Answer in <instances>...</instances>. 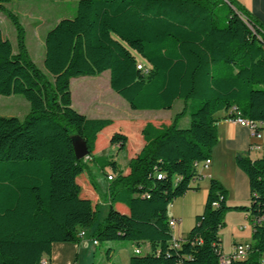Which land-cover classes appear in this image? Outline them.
<instances>
[{
	"label": "trees",
	"instance_id": "obj_1",
	"mask_svg": "<svg viewBox=\"0 0 264 264\" xmlns=\"http://www.w3.org/2000/svg\"><path fill=\"white\" fill-rule=\"evenodd\" d=\"M10 1L0 0V13L15 31V47L0 33V95L22 96L29 112L22 120L0 116V264H49L52 244L79 243L78 233L95 223L96 207L73 182L88 171L75 157V135L98 171L109 167L115 174L93 240L149 243L150 252L135 254L128 264H220L223 218L243 212L252 225L248 256L227 264H260L264 224L256 220L264 217V156L235 158L248 178V206L228 207L226 191L210 180L203 212L178 249L170 245L167 207L199 178L196 164L216 143L215 114L235 108L264 128V26L235 0H78L74 18L46 32L40 69L28 54L23 27L4 8ZM105 71L110 88L132 110L167 111L182 102L169 123L145 124L144 145L128 161L126 175L93 155L97 134L111 120L89 119L71 106L70 79ZM186 116V142L198 155L159 154L162 141L181 135ZM126 142L114 133L109 144L123 150Z\"/></svg>",
	"mask_w": 264,
	"mask_h": 264
},
{
	"label": "crops",
	"instance_id": "obj_2",
	"mask_svg": "<svg viewBox=\"0 0 264 264\" xmlns=\"http://www.w3.org/2000/svg\"><path fill=\"white\" fill-rule=\"evenodd\" d=\"M235 1L264 26V0ZM41 64L43 65V58ZM100 76L90 79L86 77L70 79L71 106L89 119L111 120V124L97 134L93 155L104 156L113 161L118 171L126 175L129 172L128 161L134 158L144 145L141 130L145 124L147 122L154 125L167 124L174 115L161 118L160 111L132 110L117 94L113 95L106 86V79L102 80ZM73 81L77 87L76 95L71 88ZM226 116L225 111L214 115L217 119L216 143L210 148L209 165L207 167L198 165L196 173L199 178L191 182V189L167 207V219L178 221V224L171 229L172 237L176 240H183L186 237L194 226L196 216L203 212L210 180L217 181L224 188L228 207L249 205L248 178L236 166L235 158L243 156L254 160L264 156V128H259V137H252L248 129L228 121ZM179 130L182 132L180 136L174 135L160 143L159 154L197 156L198 148L186 142L189 137V116L180 121ZM114 133L126 137L127 142L123 150H119L117 145L109 144ZM180 138L182 140H179ZM98 140L103 141L102 148L97 147ZM252 145H261L262 148L260 151L251 150ZM86 165L88 171L75 177L73 182L80 190L79 195L89 199L96 207L95 222H97L98 216L102 220L105 218L110 204L107 175L114 177L115 174H112L109 167L98 171L93 163ZM99 207H103L100 214ZM113 207L121 214H128V208L124 204L115 203ZM246 216V213L236 211H228L225 214V228L218 232L223 255L230 254L232 246L236 243L251 242L252 230ZM96 224L94 223L91 229H94ZM91 229L84 230V236L79 243L52 244L49 264H128L129 259L135 255V249L138 248L140 254H147L151 250L147 242L97 241L94 244L90 237ZM244 230H248L246 235L241 232ZM224 232L227 233L226 238L222 235Z\"/></svg>",
	"mask_w": 264,
	"mask_h": 264
},
{
	"label": "rangeland",
	"instance_id": "obj_3",
	"mask_svg": "<svg viewBox=\"0 0 264 264\" xmlns=\"http://www.w3.org/2000/svg\"><path fill=\"white\" fill-rule=\"evenodd\" d=\"M76 4L77 1L75 0H11L9 3L4 5L5 9L9 10L13 15L17 17L19 23L23 27L25 31L26 49L28 51L30 58L38 68L43 69L41 61L44 53V47H43L44 34L49 29H51L59 20L74 18L76 13ZM0 33L2 34L3 37L7 38L11 42L13 47H15V31L13 25L8 20V18H6V16L2 13H0ZM138 64L144 66V63L141 60H138ZM108 75H109L108 71L103 72L100 76V79L102 80L106 79V86L113 93V95H116V93L112 89H110L109 79H107ZM85 77L88 79L94 78L89 76H85ZM71 85H72L71 86L72 92L73 94L76 95L77 87L75 81H73ZM87 89H89V87H87ZM123 101L128 105V103L125 100ZM181 109H182V102L176 101L173 104L171 110L160 111L161 113L160 117L164 118V117H168L169 115H175L176 113L180 112ZM28 112H29V105L22 96L0 95V116L15 117L18 118L19 120H22L23 117ZM96 145L98 148H102L103 141L101 140H98V142L96 141ZM102 209L103 207H99V214L100 212H102ZM97 222L99 223L102 222V219H100L99 216ZM97 222H95V224ZM224 228H225V219L223 218V227L220 230ZM247 231L248 230H244L241 232L244 235H246ZM222 235L224 238L227 237L226 232H224Z\"/></svg>",
	"mask_w": 264,
	"mask_h": 264
},
{
	"label": "built area",
	"instance_id": "obj_4",
	"mask_svg": "<svg viewBox=\"0 0 264 264\" xmlns=\"http://www.w3.org/2000/svg\"><path fill=\"white\" fill-rule=\"evenodd\" d=\"M137 68L141 71H144V72L146 71L145 67L141 64H138ZM226 119L232 123H235L239 126H242V127H245L246 129H248V131L252 137H259L258 130H259V128L263 127L261 125V123H259V122H253V121H250L248 119L242 118L240 116L239 112H237L235 108H233L229 113H227ZM250 148H251V150L260 151L262 147H261V145H252ZM83 161L86 164L92 163V159L89 155L85 156L83 158ZM209 163H210L209 158L200 162V164L203 167H207L209 165ZM200 164L197 163L196 167ZM155 176L157 179H160L162 177V174L156 173ZM111 178H112L111 175L107 176V180H111ZM214 205H216V204H214ZM256 223H258V224L263 223L264 224V217L258 218V220H256ZM177 224H178V221L176 219H168V226L170 227V229H172ZM250 226L252 228L251 224H250ZM83 236H84V231H80L78 233L79 239H82ZM180 242H181V240H176L172 237L170 245H171V247L178 249L180 246ZM93 243L96 244L97 241L93 240ZM249 248H250V243H236L232 246V250H231L230 254L223 255L222 251L219 250V251H217V253L219 255V263L220 264H227L231 260H233V261L245 260L248 256ZM134 253L140 254V251L138 249H135ZM42 264H46V261L43 260ZM260 264H264V254L260 258Z\"/></svg>",
	"mask_w": 264,
	"mask_h": 264
},
{
	"label": "water",
	"instance_id": "obj_5",
	"mask_svg": "<svg viewBox=\"0 0 264 264\" xmlns=\"http://www.w3.org/2000/svg\"><path fill=\"white\" fill-rule=\"evenodd\" d=\"M71 144L75 154L76 159L81 160L88 155V148L86 143L78 136L71 137Z\"/></svg>",
	"mask_w": 264,
	"mask_h": 264
}]
</instances>
